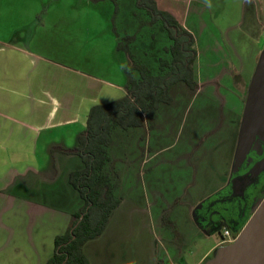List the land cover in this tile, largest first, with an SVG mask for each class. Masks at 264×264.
I'll list each match as a JSON object with an SVG mask.
<instances>
[{
	"label": "crops",
	"instance_id": "0c3cea01",
	"mask_svg": "<svg viewBox=\"0 0 264 264\" xmlns=\"http://www.w3.org/2000/svg\"><path fill=\"white\" fill-rule=\"evenodd\" d=\"M104 2L94 10L53 3L44 21L32 24L40 7L22 24L6 27L0 20V264H45L55 236L68 229L82 205L67 181L81 160L62 148L76 145L93 105L126 92L128 53L117 44L127 33L115 35L113 7ZM155 2L194 37L193 90L241 120L264 47V0ZM117 198L103 232L83 245L89 263L167 264L159 257L151 205L142 198ZM73 201L74 209H64ZM217 247L218 242L211 248Z\"/></svg>",
	"mask_w": 264,
	"mask_h": 264
},
{
	"label": "rangeland",
	"instance_id": "374dc122",
	"mask_svg": "<svg viewBox=\"0 0 264 264\" xmlns=\"http://www.w3.org/2000/svg\"><path fill=\"white\" fill-rule=\"evenodd\" d=\"M53 1L0 0V20L6 27L22 24L40 7L30 24L44 21L47 7ZM105 1L113 7L114 16L112 2ZM104 3V0H60L53 5L86 6L94 10V6ZM135 3L136 0H118L116 32H113L133 36L121 40L130 54V59L125 57L126 64H144L152 74L158 73L160 59L170 58L163 51L169 39L162 24L150 23L145 10L137 8ZM92 15L88 14V21L93 20ZM96 15L102 17V12L97 11ZM60 43L62 48L66 46L63 41ZM66 47L68 50L69 46ZM208 59L202 62L207 64ZM132 76L138 78V72L134 71ZM170 94L171 103L160 104L155 110L152 127L145 121L140 127L113 128L108 146L110 160L103 172L109 175L116 197L142 198L151 205L159 257L165 263L204 264L227 243L212 249L220 240L217 223L214 222L215 227L210 224L209 229H200L193 220L192 210L200 202L219 196L225 188L233 168L241 120L217 100L195 92L183 82L174 84ZM259 193L251 210L264 195V188ZM76 206L77 202L73 201L64 209ZM209 249L206 260H200Z\"/></svg>",
	"mask_w": 264,
	"mask_h": 264
},
{
	"label": "trees",
	"instance_id": "16d2710c",
	"mask_svg": "<svg viewBox=\"0 0 264 264\" xmlns=\"http://www.w3.org/2000/svg\"><path fill=\"white\" fill-rule=\"evenodd\" d=\"M110 1L114 6L112 24L116 32L114 17L119 9L118 0ZM135 4L145 10L150 23L162 24L169 39L163 51L170 54V58H161L158 73L154 74L144 64L127 63L125 95L93 105L88 111L85 128L77 135L76 145L62 148L64 153L75 154L81 160V167L71 170L67 181L81 198L82 205L72 213L68 229L55 236L53 254L45 264H90L83 245L103 232L112 211L120 203L113 193L109 175L103 172L110 160L108 146L113 128L140 127L145 121L152 127L150 122L155 110L160 104L171 103L170 89L174 84L183 82L192 90L197 88L193 71L197 52L192 33L183 29L171 13L160 10L155 0H136ZM124 36L120 40L133 37ZM117 48L125 49L122 42ZM134 71L138 72V78L132 76Z\"/></svg>",
	"mask_w": 264,
	"mask_h": 264
},
{
	"label": "water",
	"instance_id": "95a60500",
	"mask_svg": "<svg viewBox=\"0 0 264 264\" xmlns=\"http://www.w3.org/2000/svg\"><path fill=\"white\" fill-rule=\"evenodd\" d=\"M264 147V47L262 48L244 101L236 141L233 168L237 171L254 145ZM264 170V156L250 169L254 176ZM204 264H264V196L251 210V215L235 240L220 246L218 252Z\"/></svg>",
	"mask_w": 264,
	"mask_h": 264
},
{
	"label": "flooded vegetation",
	"instance_id": "af4514ba",
	"mask_svg": "<svg viewBox=\"0 0 264 264\" xmlns=\"http://www.w3.org/2000/svg\"><path fill=\"white\" fill-rule=\"evenodd\" d=\"M263 156L264 147L254 145L237 171H232L228 175L226 186L220 195L212 199L208 198L209 201L204 200L193 208L192 217L200 229H209L210 224L215 227L214 224L217 223L220 238L218 245L223 244L221 242L223 228H227L230 234L236 237L251 215L253 203L260 190L262 192L264 188V170L252 176L250 169Z\"/></svg>",
	"mask_w": 264,
	"mask_h": 264
},
{
	"label": "built area",
	"instance_id": "2783aa9c",
	"mask_svg": "<svg viewBox=\"0 0 264 264\" xmlns=\"http://www.w3.org/2000/svg\"><path fill=\"white\" fill-rule=\"evenodd\" d=\"M236 237L232 236L227 228L222 229L221 242L230 244L235 240Z\"/></svg>",
	"mask_w": 264,
	"mask_h": 264
}]
</instances>
